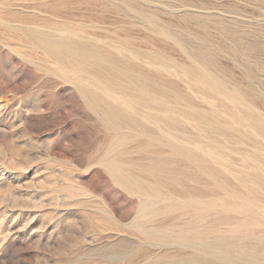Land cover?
<instances>
[{"label":"rangeland","instance_id":"1","mask_svg":"<svg viewBox=\"0 0 264 264\" xmlns=\"http://www.w3.org/2000/svg\"><path fill=\"white\" fill-rule=\"evenodd\" d=\"M221 254L264 263V0H0V264Z\"/></svg>","mask_w":264,"mask_h":264},{"label":"bare ground","instance_id":"2","mask_svg":"<svg viewBox=\"0 0 264 264\" xmlns=\"http://www.w3.org/2000/svg\"><path fill=\"white\" fill-rule=\"evenodd\" d=\"M127 4V3H126ZM144 18L147 20V22H150V23H155L154 22V19L153 18H151V17H147V16H145L144 15ZM153 25V24H152ZM43 36V35H42ZM48 38V37H47ZM47 38H45V37H41V36H38L37 37V41H36V44L38 45V46H40L41 48H43V50L47 53V54H50V55H53V56H55V58H64V59H68L69 61H78V59H81L82 58V54H80V52L81 53H83L84 51L85 52H88V50L86 51V49L84 48V51L82 50V48L79 46V45H77V44H75L74 42H70V41H67V40H64V38L63 39H58V38H53V39H47ZM62 38V37H61ZM82 51H81V50ZM84 52V53H85ZM89 53V52H88ZM86 54V53H85ZM84 54V56H86ZM90 54V53H89ZM94 54V53H93ZM92 55V53L90 54V56ZM97 55H99V57H102L100 54H97ZM89 56V55H88ZM96 57V56H95ZM94 58V57H93ZM103 58V57H102ZM85 59H86V57H85ZM96 59V58H95ZM99 59H101V58H99ZM84 60V59H83ZM96 60H98V59H96ZM102 60V59H101ZM204 61V60H203ZM201 71V70H200ZM203 71V70H202ZM200 73V72H199ZM199 75V74H198ZM203 78L204 80H205V82L209 85V88L211 89V91H214V92H216V93H220V94H225V95H227V96H229L231 99H232V101H233V103L235 104V106H236V104H241L242 102H241V99L239 98V97H237V96H233V95H230L231 93L229 92H227L225 89H223L222 88V86L218 83V80H217V78L213 75V74H211V73H209V72H207V71H203L202 73H201V75H200V78ZM234 94V93H233ZM94 104V103H93ZM95 105V107H96V104H94ZM239 106V105H238ZM108 110H110V109H108ZM107 110V111H108ZM111 111V110H110ZM109 112V111H108ZM113 112V111H112ZM109 113H111V112H109ZM108 113V114H109ZM113 114V113H112ZM115 114V113H114ZM227 241V240H226ZM224 244V243H223ZM231 245V244H230ZM204 246V245H203ZM213 246V245H212ZM222 247V246H221ZM225 247H226V245H225ZM194 248H197L196 246H194ZM212 248V247H211ZM234 248V247H233ZM208 249V248H207ZM210 249V248H209ZM200 250V249H199ZM205 250V249H204ZM223 250V249H222ZM228 250V249H227ZM210 251V250H209ZM201 252V251H200ZM215 252V251H214ZM230 252V251H229ZM232 252V251H231ZM250 252V251H249ZM206 253V252H205ZM238 253V252H237ZM220 254V253H219ZM243 254V253H242ZM242 254L240 255V256H242ZM213 255H211V257H212ZM239 256V255H238ZM231 256V254L230 255H227V254H221V256L219 257V256H217V257H219V258H221L223 261H225V262H227L228 264H252V262L250 263V262H245V261H243L242 260V258L239 256ZM244 256V255H243ZM247 255H245L244 257H246ZM205 257H208V256H205ZM216 257V256H215ZM194 257H190L189 256V258H187L186 257V259L185 258H183L182 260H180V259H178V260H176V261H171V263L170 264H216L215 262H213V263H210V261L208 260V261H206V260H202L203 259V256H202V259H201V261L200 260H195V258L193 259ZM247 258H248V256H247ZM246 258V259H247ZM197 259V258H196ZM205 259V258H204ZM260 258H258V260H259ZM210 260H212V259H210ZM215 260V259H214ZM219 261H221L220 259H218ZM258 260H256V261H258ZM261 260V259H260ZM251 261H252V259H251ZM255 261V262H256ZM224 262V263H225ZM263 262V261H262ZM254 264V263H253ZM264 264V263H263Z\"/></svg>","mask_w":264,"mask_h":264}]
</instances>
